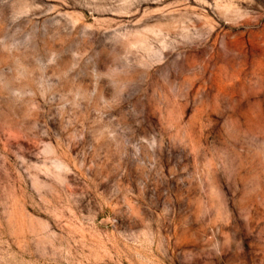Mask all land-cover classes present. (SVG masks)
<instances>
[{
  "label": "rangeland",
  "instance_id": "obj_1",
  "mask_svg": "<svg viewBox=\"0 0 264 264\" xmlns=\"http://www.w3.org/2000/svg\"><path fill=\"white\" fill-rule=\"evenodd\" d=\"M0 264H264V0H0Z\"/></svg>",
  "mask_w": 264,
  "mask_h": 264
}]
</instances>
